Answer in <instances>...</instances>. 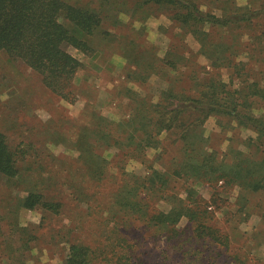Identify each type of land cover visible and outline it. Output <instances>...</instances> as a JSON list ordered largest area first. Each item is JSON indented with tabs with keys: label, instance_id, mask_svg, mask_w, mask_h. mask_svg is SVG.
Masks as SVG:
<instances>
[{
	"label": "rangeland",
	"instance_id": "rangeland-1",
	"mask_svg": "<svg viewBox=\"0 0 264 264\" xmlns=\"http://www.w3.org/2000/svg\"><path fill=\"white\" fill-rule=\"evenodd\" d=\"M68 1L103 16L84 36L90 53L68 47L83 63L73 100L50 92L38 72L0 49V130L22 155L18 177L0 179V264H65L76 240L116 257L121 236L141 264H264V188L240 190L238 180L225 183L222 175L249 167L250 150L264 174V145L235 119L203 116L187 101L203 97L212 79L231 88L243 80L264 84V0ZM195 7L198 18L189 17ZM93 113L109 122L97 127ZM97 128L110 135L97 140ZM98 142L101 180L88 154ZM235 160L242 164L234 167ZM51 173L64 192L59 213L23 208L35 185L48 195L61 192ZM119 186L131 197L115 199ZM76 189L91 203L68 196ZM180 206L195 219L182 215L172 229L144 223L149 211ZM201 223L219 228L228 245L215 243L207 229L200 236ZM116 224L122 232L110 231Z\"/></svg>",
	"mask_w": 264,
	"mask_h": 264
},
{
	"label": "trees",
	"instance_id": "trees-1",
	"mask_svg": "<svg viewBox=\"0 0 264 264\" xmlns=\"http://www.w3.org/2000/svg\"><path fill=\"white\" fill-rule=\"evenodd\" d=\"M152 1L156 3L166 1L167 3L185 4L181 0ZM195 8H189V17L195 16V18H198L196 14L197 8ZM102 18V13L98 8L89 5H78L68 0H0V49L13 59L22 61L32 70L38 72L43 84L50 92L56 94L61 99L71 101L74 95V78L79 68L83 67V63L68 50V47L71 46L81 52L90 53L93 50L92 45L84 36L94 34L96 28L100 26ZM216 20L219 21V18ZM167 62L170 63V60ZM263 79L264 76L262 77ZM221 81H214L212 79V82L207 84L206 87L209 91L204 92L203 97H188L187 101L190 103L188 106L199 110L203 116H209L211 115L210 113H213L235 119L238 125L244 129H249L260 139V145H264V112H256L257 110L264 109V84L260 86L261 83L259 81L248 83V81L243 80V86L231 88L229 87V83L225 85ZM220 86H222V89H220ZM97 114L93 113L97 127L100 126V123L104 122L103 124H106L109 122L106 117ZM199 120H202V118H199ZM99 131L100 128L93 130L94 134L98 136L97 140L110 135L108 131L104 132L106 135H102ZM149 131L145 132L148 134L150 133ZM151 136L153 137L154 134H151ZM228 139L231 141L232 138ZM138 145H141L140 142ZM97 146L104 147V144L98 142L97 145H90L88 154L96 166L93 170V173L95 172L94 178L101 180L104 178L102 174L106 169L99 163V159L94 161L96 159L94 149ZM247 147L250 148L248 145ZM77 148L79 151L78 158H82L84 152H82L83 150L79 146ZM253 148L254 150H259L260 146L256 145ZM187 151L192 152L189 147H187ZM19 152V150L10 144L5 132L0 130V179L1 177L12 179L18 177V174L21 172L20 158L22 156ZM251 154L252 151L250 150V157L247 158L249 167L239 169L241 166L238 167V165L242 163L240 164L235 160L233 166L238 167L237 170H233L228 175L222 174L225 176V183L236 182L238 180L237 185L240 190L247 192L258 191L264 188V174L258 168H255V165L258 164L256 163V159H252ZM188 155L193 159L196 158L194 155ZM262 162H264V159H262ZM110 176L114 175L111 174ZM48 178L55 184V189H60L59 191L61 192H58L59 194L48 195L43 190V187L34 184V187L26 189L27 193L23 196L21 203L23 208L59 213L63 204L58 200V196L60 193H64L62 192V188L56 185L59 183L60 177L57 173H51ZM97 186L99 184L95 187ZM121 188L119 186L115 190V199L120 200L125 197H131L130 192L122 195L124 190ZM79 190L71 191L68 196L78 199L81 203H91L89 200L90 196L87 197L88 194L84 190ZM146 214L145 224L159 225L161 223L172 229L182 215H190L189 218L194 220L196 212L190 214L188 207L180 206L178 208H170L166 212L149 211ZM197 218L199 219L200 216ZM1 226L2 214L0 210ZM121 229L122 225L116 224L110 231L113 233L122 232ZM198 229H201L200 236H202L203 230L207 229V234H210L211 239L215 243L228 245L229 237L221 232L219 228L201 223L195 228V230ZM115 243L117 246L121 245L120 248H122L123 253L116 257H108L106 255L110 251L104 252L101 249L97 253V251L92 250L88 243L76 240L69 246L65 264H101L99 260L103 264H141L135 257L137 255L136 251L132 252L134 249L133 244H130L127 238L118 237L116 242L113 243L112 249H114ZM115 253L116 251L114 250L113 254ZM244 264L251 263L245 261ZM254 264L262 263H258L257 261Z\"/></svg>",
	"mask_w": 264,
	"mask_h": 264
},
{
	"label": "clouds",
	"instance_id": "clouds-1",
	"mask_svg": "<svg viewBox=\"0 0 264 264\" xmlns=\"http://www.w3.org/2000/svg\"><path fill=\"white\" fill-rule=\"evenodd\" d=\"M156 23H158V22H156ZM4 99H7V97L5 96V97H3Z\"/></svg>",
	"mask_w": 264,
	"mask_h": 264
}]
</instances>
